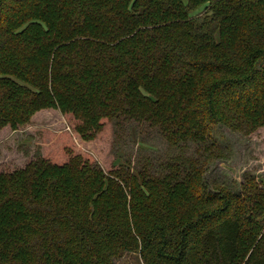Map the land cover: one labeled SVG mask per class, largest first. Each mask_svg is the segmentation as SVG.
Wrapping results in <instances>:
<instances>
[{
    "label": "trees",
    "instance_id": "obj_1",
    "mask_svg": "<svg viewBox=\"0 0 264 264\" xmlns=\"http://www.w3.org/2000/svg\"><path fill=\"white\" fill-rule=\"evenodd\" d=\"M47 110L81 144L141 126L197 149L104 172L70 136L25 148L0 172V264H264V182L206 179L216 133L264 127V0H0V129Z\"/></svg>",
    "mask_w": 264,
    "mask_h": 264
},
{
    "label": "rangeland",
    "instance_id": "obj_2",
    "mask_svg": "<svg viewBox=\"0 0 264 264\" xmlns=\"http://www.w3.org/2000/svg\"><path fill=\"white\" fill-rule=\"evenodd\" d=\"M41 114V115H40ZM35 116L34 122L17 131L11 129H0V172H10L22 167L28 159L23 155L26 148L34 156L36 152L41 155H59L61 149L75 142L72 147L78 150H85L98 163L104 172L114 169L118 164H125L132 167L133 171L140 168L135 165L136 160L142 161L145 158L158 169L171 157L184 152L194 155L197 149L195 144L189 143L184 149L170 147L164 138L156 131L141 126H135L127 135L124 145L113 151L112 140L114 138L113 128L110 125L96 138L93 143L81 144L72 131L67 128L66 119L59 112L47 110ZM142 130V131H140ZM140 131V132H139ZM131 135V137H130ZM224 145L227 158L225 160H214L209 163L206 172V179H219L221 181L233 182L238 186L245 173H250L259 181L264 182V127L257 130L248 138L238 133L222 129L215 135ZM119 151L120 158L117 163H110L116 151ZM60 158V155L59 157ZM129 161L130 163H125ZM122 162V163H121ZM115 264H142L140 256L136 252H124L119 258L114 259Z\"/></svg>",
    "mask_w": 264,
    "mask_h": 264
}]
</instances>
